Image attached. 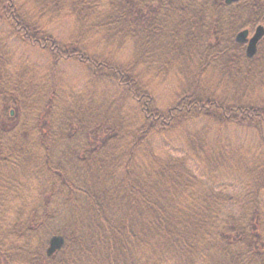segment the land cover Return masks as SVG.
Returning <instances> with one entry per match:
<instances>
[{"label": "trees", "instance_id": "16d2710c", "mask_svg": "<svg viewBox=\"0 0 264 264\" xmlns=\"http://www.w3.org/2000/svg\"><path fill=\"white\" fill-rule=\"evenodd\" d=\"M63 16L59 44L48 26ZM258 25L264 0H0V264H264V36L252 57L235 39ZM87 35L138 53L116 64ZM15 38L50 60L12 65ZM72 61L88 65L87 94L62 84ZM171 73L161 111L142 85ZM228 123L252 128L251 155L211 136ZM177 127L184 153L154 154L148 138ZM67 136L85 151L52 159ZM234 164L243 181L213 179Z\"/></svg>", "mask_w": 264, "mask_h": 264}, {"label": "rangeland", "instance_id": "374dc122", "mask_svg": "<svg viewBox=\"0 0 264 264\" xmlns=\"http://www.w3.org/2000/svg\"><path fill=\"white\" fill-rule=\"evenodd\" d=\"M71 30H72V21L68 16H63L58 20L53 21L51 25L48 26V32L53 36L51 37L54 38L55 41L59 44H62L65 42V40H67ZM91 40L92 37L90 35H87L85 38V44L87 45L88 50H91V48H97L98 49L97 53H101V54L107 53L115 61L116 64L127 65L130 59H132V57L138 53L137 48L131 46L128 43L124 44L123 47L117 48L112 44H104V43L101 44V43L93 42ZM9 53L12 54V58H13L12 65H16L19 59L21 58H26L28 59L30 64H35V65H42L50 60V57L44 51L36 47H31L26 43L23 44L17 38L13 39ZM58 65H59V69H62L61 81L63 85H65L70 91L74 92L75 94L81 92L82 93L84 92L85 94L88 93L87 89L89 90L91 88V83L87 77L88 65L86 64V61L82 63L81 62L77 63L75 61L59 62ZM134 70L136 75H138L140 80H142L141 62H139V64L135 67ZM177 82L178 81L176 79V75L171 73L162 81H158V80L151 81V78H146L147 85L144 83V85L142 86L146 89V92L149 93L150 96H152L155 107L163 111L173 103L174 94L177 91ZM125 103H126L125 106L126 109L124 111H126L127 108L132 107L133 104L131 100L128 99H126ZM10 113L13 115V110H11ZM205 124L206 123L204 121L199 123L196 121H188L184 127L188 131L197 132L200 131V129H202V127ZM211 126H212L210 128L211 136L213 134L215 135V137L219 135L221 137L220 138L221 140H225L229 137L232 140L231 141L232 149L240 150V152H238L239 155L241 156L251 155L253 146L256 145L258 139L256 138L252 128L237 126L231 123H228L227 125L222 124L221 126H217V125L216 126L211 125ZM185 129L180 127L174 128L173 130L170 131L169 135H166L167 137L165 138H162V136L161 137L150 136L148 138L150 142V148L152 149L154 154L165 155L167 153H171L174 155L181 156L185 151V141H186L185 137L187 134V132L184 131ZM263 133H264V124H263ZM67 138L69 140H65L63 144L61 145L57 144V146H55L57 147V150H55L54 147L51 146L50 156H52V159L60 158L62 160L68 161L71 157L77 156L78 154V150L76 153L77 146H78L77 149H79L80 151H85V149L80 146L82 144H77V143L74 144L73 141L70 139V136H67ZM84 142H86V144L89 145L93 144V140L91 139L89 141L84 140L82 143ZM70 148H72V150H70ZM194 159L197 160V157L195 158L193 156V159H190L188 163L190 165H195ZM211 175L215 176L213 177V179H215L216 177L219 178L220 182L223 180H228L229 178H236V182L240 183L241 181H243L244 173H243V167L240 164H234V165L223 166L220 168V170H217L214 174ZM223 182L226 183L225 181Z\"/></svg>", "mask_w": 264, "mask_h": 264}, {"label": "water", "instance_id": "95a60500", "mask_svg": "<svg viewBox=\"0 0 264 264\" xmlns=\"http://www.w3.org/2000/svg\"><path fill=\"white\" fill-rule=\"evenodd\" d=\"M237 0H224L225 3H231ZM264 36V26L258 25L255 27L254 31L249 35L248 29H243L236 34V41L239 43H244L246 45L245 51L248 57H252L257 49V43ZM64 239L61 236L54 235L49 240V246L47 248V253L52 254L63 244Z\"/></svg>", "mask_w": 264, "mask_h": 264}, {"label": "bare ground", "instance_id": "6f19581e", "mask_svg": "<svg viewBox=\"0 0 264 264\" xmlns=\"http://www.w3.org/2000/svg\"><path fill=\"white\" fill-rule=\"evenodd\" d=\"M236 39V38H235ZM246 46V45H245ZM246 48V47H245Z\"/></svg>", "mask_w": 264, "mask_h": 264}]
</instances>
